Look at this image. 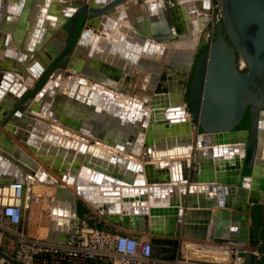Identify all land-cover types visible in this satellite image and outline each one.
<instances>
[{
    "label": "bare ground",
    "instance_id": "1",
    "mask_svg": "<svg viewBox=\"0 0 264 264\" xmlns=\"http://www.w3.org/2000/svg\"><path fill=\"white\" fill-rule=\"evenodd\" d=\"M83 1L49 0L46 15H50L53 20L43 19V22L51 24H41L40 28H36L39 33H43L42 37L37 35L34 37V43L29 45L26 38L36 14L33 10L35 0H25V3H20L19 0H0V19L2 10L5 14L4 21L2 20L5 34L0 43V76L10 71L7 75L10 77L8 80H11H4L7 87L0 89V120L63 47L66 32L61 30V27L67 17L58 15L59 8H74V4L81 5ZM160 1L163 0H92L86 13L92 11V18L95 17V20L80 37L83 43L74 48L66 71H56L58 74H53L54 79L48 80L37 92L36 97L22 105L19 114L7 122L12 129L9 133L11 138L0 131V152L15 156L16 159L21 158L24 162L21 165L29 169L25 175L31 180L28 187L30 196L28 202H23V208L27 205L25 226L31 229L35 225L38 237H42L45 232L41 222L44 212H47L48 224L46 237L49 232L56 235L63 233L66 228L69 229L70 218L74 215L70 204L73 193L70 191L77 194L78 184V190L85 195L89 192L85 187L90 185L94 176L90 171L82 169L71 180L68 176L63 180L59 179L58 173L53 169L57 162L61 164L65 160L59 159L55 154L59 148H51L50 144L41 145L40 141L24 143L33 120L42 126L37 128L40 134L56 136L78 146L91 145L140 167L142 172L145 164L165 168L171 166L173 161L190 159L191 156L186 153L190 147L192 151L198 149L205 152L209 148L225 145V137L214 136L211 139H203V145H196L197 124L189 118L187 101L184 99L187 91L183 90L181 76L184 72L191 71L193 54L202 40L201 30L209 21L211 0H182L181 10L174 11L175 6L167 9L172 13L174 21L177 20L181 24L178 30H171L179 37L172 36L170 29L162 23L164 9L162 3L159 4ZM170 2L173 3L174 0ZM80 9L82 7L67 12L72 18ZM191 13L194 16H191ZM41 28L45 30L42 31ZM192 29L195 30V35L192 34ZM171 39H178L177 43L170 41ZM25 46L30 50H25ZM5 54H19L26 58L11 67V62L5 58ZM141 73H144L145 77L144 94L140 100L126 94H117L106 87L117 85L119 81L131 79ZM17 78L18 81L15 82ZM13 83L15 87L10 91L8 87ZM43 104L46 105L43 107L44 113H40L39 108ZM261 132L264 145V126ZM35 137L42 138L41 135ZM91 138L94 140L92 144L89 141ZM147 140L153 144L152 147L163 145V148H166L176 145L173 151L163 153L156 150L152 152L150 147V162L143 163L137 155ZM240 145L242 143L236 144L239 155L242 152L239 150ZM119 148H122V151ZM222 159L223 157L213 160L219 162ZM42 164L47 165L53 174L44 170ZM8 165L10 170L15 168L13 163ZM130 173L136 175L137 180L140 179L138 182L145 183L144 173L141 176L134 170ZM18 174L23 175V172L18 170ZM178 175L177 171V177ZM104 180L102 177L101 181ZM21 182H24V179H21ZM100 185L104 187L101 188L104 194H117L120 197L127 195L128 199L138 206L142 204L139 188H132V192L126 193L124 191L128 188L120 185H108L105 181L100 182ZM94 197V192L87 195L91 201H94ZM63 198H66V203ZM148 205L143 206L147 211ZM47 207L49 209L46 211ZM96 208L98 209V206ZM155 216L154 212L148 213L149 218ZM162 217L164 216L157 219L162 220ZM228 230L222 232L220 242H228L231 238L238 241L243 236L244 231L240 224H237L235 233L230 235Z\"/></svg>",
    "mask_w": 264,
    "mask_h": 264
},
{
    "label": "water",
    "instance_id": "2",
    "mask_svg": "<svg viewBox=\"0 0 264 264\" xmlns=\"http://www.w3.org/2000/svg\"><path fill=\"white\" fill-rule=\"evenodd\" d=\"M219 1L221 22L215 26L209 44L202 38L196 53L193 54L192 75L184 99L187 101L189 118L200 129L196 145H203V139H211L212 136L225 137L223 141L225 145L209 148L205 152L198 149L192 151L190 147L186 151L187 156H191L190 159L173 161L171 166L165 168L145 164L142 172L140 167H135L130 162L91 145L78 146L76 143L69 144L56 136L40 134L37 128L42 126L35 120L30 124L28 135L24 140V143L40 141L41 145L50 144L51 148H59L55 154L59 159H65L63 163L57 162L53 166L59 179L63 180L68 176L71 180L82 169L90 171L94 176L90 185L85 187L89 189V192L83 195L84 193L78 190L80 186L77 184L76 196L71 194L70 204L74 214L77 211L76 197L91 207L98 206L99 210L96 209L112 226L150 234L154 248L157 251L161 248L169 253L167 260L174 259L179 237L210 243L247 246L251 227V209L264 206V145L261 132L264 126V0ZM48 3L49 0H35L33 10L36 14L26 38L29 45L34 43V37L37 35L42 37L43 33H39L36 28H40L41 24H51L43 22V19L53 20L50 15H46ZM161 3L160 1L159 4ZM74 5L76 6L74 8L62 6L58 11V15L67 17L68 20L64 31L67 35L65 52L73 46L77 18L84 17L87 10L82 8L75 17L71 18L67 11H74L80 7L78 4ZM88 16L92 17L93 12L89 11ZM191 16L194 15L191 13ZM41 30L45 29L41 28ZM85 32L83 31L81 36ZM191 32L193 35L196 34L194 29ZM81 43L83 41L80 38L76 45ZM24 49L30 50L28 46ZM5 55H7L5 58L11 62V67L26 58L19 54ZM238 60L242 61L243 68L238 67ZM54 75L49 80H53ZM9 78L7 73L0 76V89H6L5 81H9ZM14 85L15 83L8 87L10 91L12 87H15ZM86 103L90 104L89 101ZM45 106L43 104L39 108L40 113H44ZM22 108L20 106L13 110L4 123L5 130L11 132V126L7 122L16 117ZM246 113L248 126L246 129H238ZM38 135L42 138L35 137ZM237 143H242L239 146V150H242L240 155L237 154ZM143 145L147 146L146 155L150 157V147L153 144L147 140ZM175 145L166 148H163V145L152 147V152L153 150L161 153L173 151ZM6 147L7 145L4 149ZM119 149L122 151V148ZM65 151L67 153L64 154ZM14 157L0 152V185L21 182V179H24L23 202H28L30 196L28 187L31 180L25 174L29 172V169L21 165L24 163L21 158ZM221 157L223 159L219 162L213 160ZM8 163H13L15 168L10 170ZM7 166L8 169H6ZM193 166L197 167V174L195 181L191 182L189 179ZM18 170L23 172V175H19ZM133 170L140 176L144 173L145 183L138 182L140 179L137 180L136 175L130 173ZM243 171H249V175L241 177ZM102 177L108 185L116 184L128 188L124 191L126 193L132 192V188L135 190L139 188V199L142 204L138 206L137 203L128 199L126 193H123L125 197L104 194L101 191L104 187L100 185V182H104L101 181ZM93 192L95 197L94 201H91L87 195ZM145 204H149V211L143 207ZM166 206L169 207L166 208ZM149 212H154L155 218H149ZM159 216L164 217L160 220L157 219ZM26 219L27 205L23 209L22 223L19 226V231L23 235H25ZM237 224H240V228L244 231L243 236L238 241L231 238L228 242H220L219 237L222 232L230 227L228 233L230 235L235 233ZM71 234L72 231L66 228L63 233L56 235L49 232L47 239L52 242H64ZM241 256L245 259V264H264V254H260L259 259L245 252H242ZM1 260L0 264H22L0 250V262Z\"/></svg>",
    "mask_w": 264,
    "mask_h": 264
},
{
    "label": "built area",
    "instance_id": "3",
    "mask_svg": "<svg viewBox=\"0 0 264 264\" xmlns=\"http://www.w3.org/2000/svg\"><path fill=\"white\" fill-rule=\"evenodd\" d=\"M212 8L211 2L210 11ZM220 22L217 19L216 25ZM23 183L0 185V246L3 235L13 239L11 258L22 264H245L242 252L255 259L260 257L256 249L248 246L179 237L174 259L167 260L169 253L161 248L157 251L150 234L101 229L90 220H81L77 213L70 218L72 234L64 242L27 237L19 231L24 209Z\"/></svg>",
    "mask_w": 264,
    "mask_h": 264
},
{
    "label": "rangeland",
    "instance_id": "4",
    "mask_svg": "<svg viewBox=\"0 0 264 264\" xmlns=\"http://www.w3.org/2000/svg\"><path fill=\"white\" fill-rule=\"evenodd\" d=\"M19 1H20V3H22V2L25 3V0H19ZM67 1H69V0H67ZM84 1L80 5V7L88 9L89 6H90L91 0H84ZM164 1L166 3V6L169 7V0H164ZM211 2H212V5H213V8H212V10L209 13V21L205 25V27L203 28V30L201 32L202 36L200 35V38L201 39L205 38L206 39V43H208V44L211 41V38H212V35H213V32H214V28H215V25H216V22H217V19L221 20L220 10H219V8H220L219 2L220 1L219 0H211ZM1 12L2 13H1V19H0V43H1V40H2V36L5 34L4 29H3V21H4L3 20L4 19L3 15H5V14L3 13V10ZM166 12H168L167 9H166ZM94 20H95V17L92 18V17L88 16L87 13L84 14V17L83 16H81V17L79 16L77 18V22L75 24V27L79 26L80 23H81V27H80V32H79L76 40H73L72 48L68 52H65L66 44H67V35H66L63 47L57 53L56 56L51 58V60L49 61V63L45 67V69L43 71V74L40 77H38L31 85H29L27 88H25V90H26L25 94L16 101L14 106L0 120V131L4 132L6 136L10 137L11 134H9L10 132H8L7 130H4V126H5L4 123L7 121L8 117L12 114L13 110H15L16 107H20L22 105H26L33 98H35L37 92L40 91L45 86V84L47 83L49 78L54 74V72H56V71L65 72L66 71V68L69 66L70 57H72V55H73L72 53L74 51V48L76 47V44H77L78 40L80 39L81 33L83 31H85V29H87L92 24V22ZM67 21H68L67 19H66V21H64V23H63V25L61 27L62 28L61 30L65 31L66 25H67ZM169 25H170V23H169ZM171 30H174L173 27H172ZM74 36H75V33H74ZM172 36L177 37L178 34L177 33H172ZM177 40L178 39L172 40V42H176ZM182 43H184V42H182ZM195 53H196V51H195ZM193 60H194V57H193ZM237 65H238L239 68H243L244 67V65H243L241 60L237 61ZM2 70H4V69H2ZM20 71H22V70L20 69ZM18 73H21V72H18ZM191 75H192V69L188 73L184 72L183 74H181V76L183 78V90L184 91L187 89V85L189 83ZM144 77H145L144 73H141L139 76H136V75L132 76L131 79L127 78V79H124L122 81H119L117 83V85H111V86L110 85L109 86L106 85V87L109 90L117 92V94L118 93L119 94H123V95L126 94V95H129V96L133 97L134 99L137 98V100H140V99L143 98V94H144V89H143ZM17 81H18V78H17V80H15V82H17ZM39 84H40V86H38ZM37 86H38V88H37ZM198 132H200L199 128H197V133ZM89 141H90L91 144L94 143V140L92 138ZM146 148H147V146L143 145V147L140 149L139 154L137 155V158L140 161H142L143 163H149L150 162V158H148L147 155H146ZM42 167L47 172H51L47 165L45 166L44 164H42ZM51 174H53V173L51 172ZM196 174H197V167L193 166L189 181L194 182ZM76 205H77L76 213H77V216L81 220H90L95 225H97V227H99L101 229H105V230L112 229L114 227L111 224H109L107 221H105L103 218H102L103 219V221H102L101 218H100L101 214L99 213V211L97 209L91 207L89 204H86L80 198L76 197ZM48 209L49 208L47 207L46 211ZM46 216H47V212L46 213L44 212V215L42 216L44 218L41 219V222L43 223L42 226H43V228L45 230L44 235L42 237H38L36 232H35L36 231V226L33 225L31 227V229H28V227H27V235L28 236H31V237H35L36 236L38 238H48V237H46L47 233H48V224H47ZM12 240L13 239L8 237L7 235H3V237H2V246H0V249L2 251H4L10 257H11V255L13 253L9 249V247L11 246ZM247 246L252 248V249L256 248V247H254V245L252 246L250 242H248Z\"/></svg>",
    "mask_w": 264,
    "mask_h": 264
},
{
    "label": "trees",
    "instance_id": "5",
    "mask_svg": "<svg viewBox=\"0 0 264 264\" xmlns=\"http://www.w3.org/2000/svg\"><path fill=\"white\" fill-rule=\"evenodd\" d=\"M81 23L79 26L75 27V36L74 40H76L79 32H80ZM40 86V84L38 85ZM37 86V88H38ZM248 126V116L247 113L244 115L243 120L238 125V129H246ZM264 215L261 214V212L258 210L256 214L253 216V229L251 231V235L253 237V240L251 242V245L256 247L255 249L260 253L264 254Z\"/></svg>",
    "mask_w": 264,
    "mask_h": 264
},
{
    "label": "crops",
    "instance_id": "6",
    "mask_svg": "<svg viewBox=\"0 0 264 264\" xmlns=\"http://www.w3.org/2000/svg\"><path fill=\"white\" fill-rule=\"evenodd\" d=\"M182 0H174V4L172 3V2H170V0H169V7H165V1L163 0L162 1V8L164 9V14H163V18L165 19H163V22L162 23H164L165 25H166V28L168 29H170V31H171V29H172V27H173V29H174V31L175 30H178V26L180 27V23L177 21V20H175L174 21V18L171 16V12H166L165 11V8L166 9H169L171 6H175L174 7V11H176V10H178L179 11V9L181 10V4H182V2H181ZM163 2H164V4H163ZM180 5V6H179ZM176 9V10H175ZM167 19V20H166ZM167 21V22H166ZM169 23H170V25H169ZM176 24V25H175ZM163 25V24H162ZM172 26V27H171ZM175 26H177V28L175 27ZM204 28V27H203ZM203 28H202V30H203ZM202 30H201V32H202ZM172 33H173V31H171ZM164 34V33H163ZM162 36V35H161ZM160 39H163V37H160ZM173 39H171L170 41H172ZM65 42V41H64ZM44 71V70H43ZM43 71L39 74V77L43 74ZM7 72H10V71H7ZM7 72H5V73H7ZM14 84V83H13ZM25 92H26V90L24 91V92H22V94L19 96V98H21L24 94H25ZM18 98V99H19ZM17 99V100H18ZM149 158V157H148ZM70 192H72L73 194H74V196H76V194L74 193L75 191H70ZM66 197V196H65ZM66 199V198H65ZM64 198L62 199L65 203L67 202V200H65ZM94 208V207H93ZM101 217V220L103 221V217H102V215H100ZM120 217H121V215H120ZM209 229H210V227H209ZM112 230H117V231H119V232H122V233H130V234H133V233H137L138 231L137 230H134V229H129V228H120V227H113L112 228ZM25 235L27 236V237H31V236H28L27 235V227H26V229H25ZM12 246V245H11ZM9 247V249L12 251L13 250V248L12 247Z\"/></svg>",
    "mask_w": 264,
    "mask_h": 264
},
{
    "label": "flooded vegetation",
    "instance_id": "7",
    "mask_svg": "<svg viewBox=\"0 0 264 264\" xmlns=\"http://www.w3.org/2000/svg\"><path fill=\"white\" fill-rule=\"evenodd\" d=\"M247 175H249V171H243L242 172V174H241V177H245V176H247ZM260 211L261 212V214L262 215H264V206H259V207H254V208H252L251 209V212H250V217H251V227H250V229H249V233H248V238H249V242L251 243L252 242V240H253V237H252V235H251V231H252V229H253V216L256 214V212L257 211ZM263 222H264V219H263Z\"/></svg>",
    "mask_w": 264,
    "mask_h": 264
}]
</instances>
